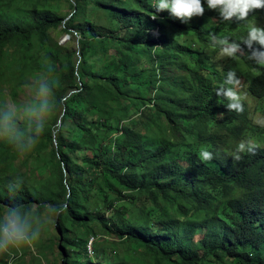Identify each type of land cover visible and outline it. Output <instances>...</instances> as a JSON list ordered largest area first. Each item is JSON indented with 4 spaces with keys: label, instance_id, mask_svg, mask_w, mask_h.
<instances>
[{
    "label": "trees",
    "instance_id": "trees-1",
    "mask_svg": "<svg viewBox=\"0 0 264 264\" xmlns=\"http://www.w3.org/2000/svg\"><path fill=\"white\" fill-rule=\"evenodd\" d=\"M61 1L0 0V88L16 99L39 75L60 101L30 152L0 139V204L55 206L63 264H264V65L243 44L264 9L221 22L202 0L182 23L156 0ZM212 34L243 51L220 59ZM230 70L254 110L216 95ZM245 138L255 154L236 153Z\"/></svg>",
    "mask_w": 264,
    "mask_h": 264
},
{
    "label": "clouds",
    "instance_id": "clouds-1",
    "mask_svg": "<svg viewBox=\"0 0 264 264\" xmlns=\"http://www.w3.org/2000/svg\"><path fill=\"white\" fill-rule=\"evenodd\" d=\"M204 3L208 9L218 12L221 22L246 21L251 12L264 9V0H204ZM204 3L202 0H156L154 7L156 12L167 11L172 18L187 23L191 18L204 14ZM152 18L155 19V15ZM211 42L213 48L219 49L220 57H235L243 51L240 44L230 42L227 37L218 38L212 34ZM254 43L260 48H253ZM243 44L250 50L248 58L257 64L264 65V27L250 24ZM239 84L240 81L235 72L230 70L224 81V85H230V87L222 85L216 91L217 96H222L229 101L227 108L230 111H243L242 96L236 91ZM53 88L54 85L50 81L34 85L33 98L15 111L0 105V139L10 142L18 152L27 153L33 150L60 104ZM19 120L25 122L24 129L20 128ZM255 149L256 145L252 141H240L237 144L236 153L255 154ZM199 155L203 161H210L213 158L212 153L207 150H201ZM234 158L240 160L241 156L235 155ZM16 187L19 188V184ZM37 208L40 211L39 205ZM0 209H2L0 211V256L31 246L39 239L42 222L36 213L31 210L25 211L20 204H0ZM55 211V206L42 210L48 219L55 216ZM63 211L64 208L60 214ZM90 249L92 250V246Z\"/></svg>",
    "mask_w": 264,
    "mask_h": 264
},
{
    "label": "rangeland",
    "instance_id": "rangeland-1",
    "mask_svg": "<svg viewBox=\"0 0 264 264\" xmlns=\"http://www.w3.org/2000/svg\"><path fill=\"white\" fill-rule=\"evenodd\" d=\"M62 10L64 13H67L70 11V7L67 0H62ZM250 24H256L257 26H263L264 25V15L257 19L254 18L250 22ZM153 34H157L156 30L153 31ZM53 37L57 38L56 34L53 33ZM60 43L71 44V46L75 47V44L73 40H70V36L68 35H62L61 38H59ZM224 58V57H219ZM229 58V57H227ZM45 79L43 76L34 75L29 78V83L25 87V90L20 93V95L14 99L12 95L9 92V89L6 86H2L0 88V104H3L6 108L12 109L15 111L20 106L25 105L30 99L33 98L34 92H33V86L37 85L41 82H45ZM247 86L248 83L245 80H241L239 86L236 88V91L242 96V100L248 101L249 106L254 110L256 108V104H260L258 100H255L251 98L247 94ZM253 119H254V125L257 126L258 130L260 132L264 131V110L259 109L256 111H253ZM23 121V120H21ZM251 134V131L249 130L247 135ZM263 134H260L259 143L261 141L264 142ZM244 141H253L252 138H245ZM48 174V168L40 167L38 170L35 171V177L37 178H43ZM41 220V233L40 237L37 241L34 242L31 246H26L21 249L13 250L11 253H8L5 260L8 262V264H63L62 261V255H61V248L58 243V239L56 238V230L54 228V219L55 216L52 219L46 218L44 214H42L41 217H39ZM197 236H195L196 238ZM108 239L103 240L104 246L108 247L110 246L109 240H118L114 239L112 235L107 237ZM92 246V245H91ZM95 254V251H93L92 255Z\"/></svg>",
    "mask_w": 264,
    "mask_h": 264
}]
</instances>
